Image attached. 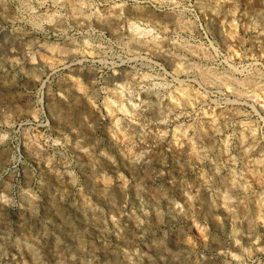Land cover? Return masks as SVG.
<instances>
[{"label":"rangeland","instance_id":"374dc122","mask_svg":"<svg viewBox=\"0 0 264 264\" xmlns=\"http://www.w3.org/2000/svg\"><path fill=\"white\" fill-rule=\"evenodd\" d=\"M0 264H264V0H0Z\"/></svg>","mask_w":264,"mask_h":264}]
</instances>
